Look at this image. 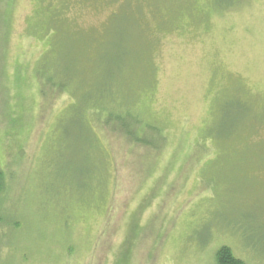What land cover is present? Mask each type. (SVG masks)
<instances>
[{"label": "rangeland", "instance_id": "1", "mask_svg": "<svg viewBox=\"0 0 264 264\" xmlns=\"http://www.w3.org/2000/svg\"><path fill=\"white\" fill-rule=\"evenodd\" d=\"M128 112L167 147L98 132L109 183L87 131ZM0 179V264H264V0H0Z\"/></svg>", "mask_w": 264, "mask_h": 264}, {"label": "trees", "instance_id": "2", "mask_svg": "<svg viewBox=\"0 0 264 264\" xmlns=\"http://www.w3.org/2000/svg\"><path fill=\"white\" fill-rule=\"evenodd\" d=\"M57 86L60 89L59 94H63L62 85L58 84ZM43 92L44 89L41 90V93ZM111 121L117 122V125L108 126ZM146 122L147 121L144 118L134 114V112H128L124 115L109 113L107 119L103 122V126H91V128L88 129L87 132L91 135V138L95 143V148H93L95 154L102 156L105 162V174L106 179H109V183L113 180L115 184L117 174L114 173V169L115 171H117V169L113 168V161H108V158L112 157L106 151V148L101 145L97 133L101 132L108 134L109 143L111 141L115 143L117 155H125V164L129 163L128 165L130 168H135L136 164L140 162L141 168L144 166V171L148 174L151 170V165H149V162H151L150 159L157 158L158 155L166 150L168 135L164 126H152L149 125V123L146 125ZM234 127L235 126H220V130L216 135L209 132L203 142L198 144L195 143L191 152L186 154L185 160L189 162L203 157L208 158L209 153L206 152L209 151L208 149L211 150L209 142H213L218 153L222 154L223 145L228 144L230 136L233 134L231 131ZM253 131L254 129L252 132ZM90 174L91 180L97 181L101 175V171L97 167H94L92 173L88 172L86 176L88 177ZM3 186L2 180L0 179V192L2 191ZM219 247L216 251L217 264H245L242 260L233 255L232 250L228 246L220 245Z\"/></svg>", "mask_w": 264, "mask_h": 264}]
</instances>
